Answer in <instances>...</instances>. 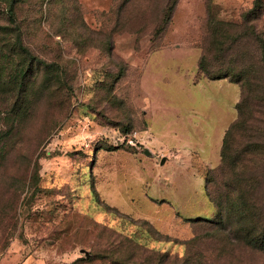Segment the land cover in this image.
I'll list each match as a JSON object with an SVG mask.
<instances>
[{
  "label": "rangeland",
  "instance_id": "374dc122",
  "mask_svg": "<svg viewBox=\"0 0 264 264\" xmlns=\"http://www.w3.org/2000/svg\"><path fill=\"white\" fill-rule=\"evenodd\" d=\"M256 1L177 0L168 17L174 0H13L12 22L0 0V264H158L161 253L264 264L229 228L186 219L220 220L210 192L233 183L264 220V0L246 19ZM18 34L50 67L29 78L14 118L15 69L28 63ZM164 47L197 48L207 71L235 69L245 87L198 83L210 78L193 77L196 54L150 56ZM238 118L220 169L213 149Z\"/></svg>",
  "mask_w": 264,
  "mask_h": 264
},
{
  "label": "trees",
  "instance_id": "16d2710c",
  "mask_svg": "<svg viewBox=\"0 0 264 264\" xmlns=\"http://www.w3.org/2000/svg\"><path fill=\"white\" fill-rule=\"evenodd\" d=\"M177 4V0H174L173 5L169 8L170 14L168 17H171L172 11L174 10L175 6ZM263 7V4L257 0L255 2L254 8L248 13L246 16V19L250 18V15L258 16L260 14V10ZM9 17L12 20V22H15V11L13 7V0L10 3V6L8 8ZM10 27V26H8ZM256 37L258 38V35L255 33ZM225 39H221L220 36L216 37L214 42L219 45V52L220 54H225L230 48L225 47L223 43ZM238 41L239 38L232 39V42ZM16 45L23 50L22 52L25 53V55L28 57V63L26 66H22L21 68H16L15 73L17 76H20L17 80V95L16 100L13 102V106L10 109L11 114L14 115V118H19L22 113V108H20L21 104L19 99L23 97L25 94L29 92L30 82L28 81L31 76L33 77L35 73H37L40 68H49L50 66L47 64V62L43 61L42 59L32 55V53L28 52L26 47L23 44V39L20 34L17 35L16 39ZM221 45V46H220ZM225 56V55H224ZM263 56H264V48H263ZM199 70L204 72L208 78L210 79H222L231 77L232 79H235L237 83H242V88L245 87V84L243 83V73L239 72L235 75V69H231L228 72L217 74L215 75L211 71H207L205 67V57L202 55L199 61ZM28 78V79H27ZM1 79V76H0ZM243 93V90H242ZM242 101H239L237 103V108L239 111V115L241 114V107ZM243 121L238 118L236 121H234L230 127L226 130L224 138H223V145L221 149V161L222 166L220 169L223 168V166L228 162L229 158V150L231 149V145L234 139V134L238 126L241 125ZM224 187L226 188L225 191L221 195L216 193L214 190L210 192V198L212 199L218 208V218L220 220L217 221H210L206 218H196V219H187L189 221H202V222H208L212 225L216 226L219 232H224L226 229H230L229 232V239L233 240V242H242L247 246H250L252 248L262 250L264 251V226L259 225L260 221L262 220V214H258L257 211H254L253 206L250 205L247 200H245V194L236 195L237 190L236 187L233 185V183H225ZM250 192V191H249ZM236 196L238 198H236ZM224 211V212H223ZM228 216L230 219L229 224L230 227H228V224L224 223L221 218L223 216ZM264 221V220H262ZM224 229V230H223ZM160 257L163 259L158 264H166V253H161ZM193 257H191V253H187L184 257L177 259L176 262H172L173 264H197V260L195 262L193 261ZM199 264H204L203 262H200Z\"/></svg>",
  "mask_w": 264,
  "mask_h": 264
},
{
  "label": "crops",
  "instance_id": "0c3cea01",
  "mask_svg": "<svg viewBox=\"0 0 264 264\" xmlns=\"http://www.w3.org/2000/svg\"><path fill=\"white\" fill-rule=\"evenodd\" d=\"M177 48V49H176ZM176 48H171V47H164V48H160V49H157V50H155L154 52H152L151 54H150V56H153V55H163V56H165V57H170V56H172L173 54H174V52H178V53H181V52H184V51H186V52H189V53H191L192 52V54H196V57H197V65H196V71H194V74H193V77H194V75L198 72V70H199V61H200V58H201V51L200 50H198L197 48H190V50H192L191 52L185 47V49H181L180 47H176ZM174 49H176V51L174 50ZM188 51H187V50ZM184 50V51H183ZM151 58V57H150ZM196 72V73H195ZM193 77H192V83H194L193 82ZM206 80H217V79H207V78H203V79H201L198 83H200V82H202V81H206ZM221 80H223V79H221ZM197 83V84H198ZM238 91H239V97H240V87L238 86ZM238 101H239V98H238V100L235 102V105L238 103ZM150 109H151V107H150V105L148 104V107L146 108V110H145V112H146V114H145V116H146V119L148 118V119H150V116H151V114L149 113V111H150ZM153 128H154V126L147 120V129L145 130V132H146V134L149 136V137H154L153 135H154V133H153ZM226 130H227V128L224 130V134H223V138H224V135H225V132H226ZM223 138H222V141H221V143H220V145H218V147H215L214 149H213V151L216 153V157H217V155L219 156V158H218V163L220 162V159H221V149H222V145H223ZM186 148H188L187 146H185L182 150H184L185 151V153H186V155L187 156H189V154H190V156H192L191 154L193 153V151L191 150V148H189V150H187ZM149 151V150H148ZM171 152L172 151H175V150H173V149H171L170 150ZM150 152V151H149ZM176 153H178V152H176ZM217 163V164H218ZM204 166H206V167H215V166H210V164H208V163H206V165H204ZM186 219H192V218H186Z\"/></svg>",
  "mask_w": 264,
  "mask_h": 264
},
{
  "label": "water",
  "instance_id": "95a60500",
  "mask_svg": "<svg viewBox=\"0 0 264 264\" xmlns=\"http://www.w3.org/2000/svg\"><path fill=\"white\" fill-rule=\"evenodd\" d=\"M147 154H150V152L148 150H146ZM165 162V159L162 160V164Z\"/></svg>",
  "mask_w": 264,
  "mask_h": 264
}]
</instances>
